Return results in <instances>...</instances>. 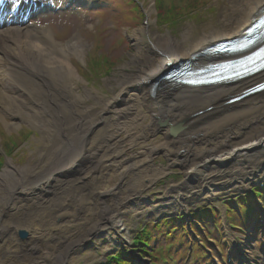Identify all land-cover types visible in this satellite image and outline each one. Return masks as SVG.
<instances>
[{"label":"bare ground","instance_id":"6f19581e","mask_svg":"<svg viewBox=\"0 0 264 264\" xmlns=\"http://www.w3.org/2000/svg\"><path fill=\"white\" fill-rule=\"evenodd\" d=\"M229 2L216 25L180 41L149 35L153 42L145 49L140 43L146 29L138 28L131 34L133 56L98 94L79 90V71L70 59L74 45L31 27L23 13L9 12L11 0H0V124L10 132L0 129V264H66L90 237L120 226L114 217L160 172L151 164L156 152L177 162L188 184L199 175L214 195L221 189L214 172L221 164L236 166L231 177L247 180L232 161L264 153V91L228 100L264 81V72L229 84L160 79L153 86L178 61L197 67L225 60L200 52L238 37L264 7V0ZM123 95V107L114 109ZM21 122L36 136L19 130ZM159 126L164 140L149 143ZM27 139L29 153L12 160ZM123 140L137 151L127 155ZM18 229L29 232L26 241L16 238Z\"/></svg>","mask_w":264,"mask_h":264},{"label":"rangeland","instance_id":"374dc122","mask_svg":"<svg viewBox=\"0 0 264 264\" xmlns=\"http://www.w3.org/2000/svg\"><path fill=\"white\" fill-rule=\"evenodd\" d=\"M158 1L159 5L155 6ZM117 2L118 0H49L41 3L47 5L45 8H39L31 12L25 19L26 23L31 27L46 30L56 42L66 46L74 45L70 54L76 52L78 56L72 54L70 59L80 74H77L79 76L78 86L80 92L88 90L91 93L98 91V94H100L101 90L110 87L109 83L112 82L110 79L115 77L116 72L126 65L135 52L131 34L137 31L138 28H147L148 34L158 39L168 36L171 39L180 41L183 36L191 32L197 34L205 33L203 30L216 25L217 19L223 14L225 8L230 5L229 0H140L139 6L143 5L140 7L141 15H138L139 18L134 21L130 20L132 22L126 24L131 15L124 12L121 15L124 18L122 20L123 23L120 24L121 26L118 29L114 30L112 25L116 26L114 20L117 19V15L115 14H119V10L115 6ZM14 3L19 6L17 2ZM172 4L171 9L170 5ZM22 7L27 8L24 5ZM103 8L104 11L102 10ZM159 8H161L163 15L158 13L157 9ZM99 10L106 12V14L100 15L98 12L102 11ZM169 10L171 18H167L165 14V11ZM158 14L161 16L159 17ZM28 17L29 21L27 20ZM163 19H165L164 22ZM95 27L105 28V34L100 37L96 36L94 33ZM147 41L148 43L144 40L143 35L140 44L145 49L147 45H151L153 42L150 38H147ZM131 91L135 92V88ZM122 97L113 101L112 107L114 109L123 107V101L127 97L126 95ZM90 103L88 100V103H84L81 107L88 106ZM144 113L147 115V112ZM3 127L0 124V129L7 134L10 133ZM21 127L19 130L29 131L28 136L32 137L31 134L36 136L35 131L29 130L23 122H21ZM160 129L162 130V127L159 126L154 136H149V143L152 144V141H154L155 144H158L164 140L163 132ZM15 132L12 131L11 133ZM168 134H171V131ZM121 137L122 135H119L117 138ZM28 139L15 152L11 153L12 160L18 158L22 160L29 153L28 146L30 142H28ZM17 140L21 139L17 138ZM123 143H125V153L127 155L129 152L131 154L132 151H137L136 149L129 150L128 142L126 143L123 140ZM0 155L2 157L1 150ZM5 162L6 157H4ZM232 162L236 164L235 161ZM244 162L245 164L241 166L244 176L248 177L250 172L251 176H253L251 182H247L251 185L253 183L255 185L263 183L264 165L261 166V163L264 162V153L257 154L252 161L246 160ZM176 163H169L164 154L156 152L153 155L151 164L154 170L161 173L159 172L155 175L157 178L153 180L152 184L143 192L141 191V194L135 196V199L123 208L121 215L114 217V220H121L120 226L106 227L103 232L98 233L95 237H90L88 244L70 256L66 260L67 263H65L114 264L111 261L109 263L103 262L113 254L124 255V258H128L126 253L129 252V249L132 248L134 250L136 248L132 246L131 241L145 223L148 224L156 218L175 216L180 217L182 222L188 225L195 221L191 216V212L201 207L214 208L218 212L219 218L221 216L219 224H221V229H223L224 237L221 242L227 240L230 243L231 239L229 236L239 238L237 232L231 231L227 225L223 201L231 193H241L240 184H243L245 180H237L235 176L231 177V167L233 166L227 163L221 164L214 171L216 181L221 183V187L218 188L221 189L214 195L205 189L206 187L202 185L199 175L194 176L192 181L189 180L190 183L188 184L183 168ZM210 165L214 166L215 163ZM220 171L223 172V175H220ZM109 223L111 222L109 221ZM125 228H127V231H124ZM118 233L120 235L126 234L120 240ZM15 236L19 241H26L29 238V232L24 229H18ZM243 240V243H239L237 247L231 245L233 249L238 248L236 255L238 259H241V264H245V259L250 257V251L252 245H254L250 235H247ZM113 242H116L117 246H106ZM161 244L164 245L165 243L162 241ZM245 246L249 247L250 250ZM131 255H133L131 258L135 264L139 261L140 263L151 264L147 258L142 257L139 251H131ZM202 257L203 255L197 251L193 254V260L201 259Z\"/></svg>","mask_w":264,"mask_h":264},{"label":"trees","instance_id":"16d2710c","mask_svg":"<svg viewBox=\"0 0 264 264\" xmlns=\"http://www.w3.org/2000/svg\"><path fill=\"white\" fill-rule=\"evenodd\" d=\"M161 8H159V14L161 13L162 14V11L160 10ZM172 9V8H171ZM165 14L166 16H169L170 15V10L169 11H165ZM163 15V14H162Z\"/></svg>","mask_w":264,"mask_h":264}]
</instances>
